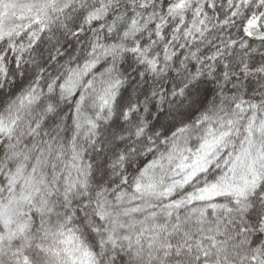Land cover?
Returning <instances> with one entry per match:
<instances>
[{
    "label": "snow or ice",
    "instance_id": "1",
    "mask_svg": "<svg viewBox=\"0 0 264 264\" xmlns=\"http://www.w3.org/2000/svg\"><path fill=\"white\" fill-rule=\"evenodd\" d=\"M0 264H264V0H0Z\"/></svg>",
    "mask_w": 264,
    "mask_h": 264
}]
</instances>
